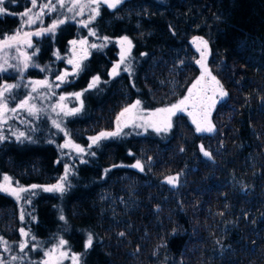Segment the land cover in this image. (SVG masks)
<instances>
[{
  "label": "trees",
  "instance_id": "16d2710c",
  "mask_svg": "<svg viewBox=\"0 0 264 264\" xmlns=\"http://www.w3.org/2000/svg\"><path fill=\"white\" fill-rule=\"evenodd\" d=\"M32 2L0 0V42ZM123 5L134 13L100 4L87 24L72 16L40 41V64L58 73L78 38L97 42L55 88L78 95L60 119L85 153L64 173V135L41 110L2 130L0 175L24 187L63 177L60 190L34 195L30 228L45 243L64 241L81 264H264V0ZM122 39L131 48L116 71ZM14 79L0 74V86ZM203 94L206 127L180 110ZM127 110L142 121L176 111L161 128L99 135ZM14 208L12 196L0 192V213Z\"/></svg>",
  "mask_w": 264,
  "mask_h": 264
},
{
  "label": "rangeland",
  "instance_id": "374dc122",
  "mask_svg": "<svg viewBox=\"0 0 264 264\" xmlns=\"http://www.w3.org/2000/svg\"><path fill=\"white\" fill-rule=\"evenodd\" d=\"M123 3L124 0H54V2L33 0L31 7L23 13L18 29L6 40L0 42V74L7 73L15 77L13 81H5L0 86V139H3L2 130L10 121L25 123L28 116H35L38 111L44 110L52 117L55 128L64 135L59 161L66 167L64 173L70 171L75 159L83 155L85 149L80 142L73 139L71 134L64 131L60 117L73 112L70 102L73 96L78 95H60L55 88L72 77L78 61L83 59L90 49L97 47V42L78 38L71 47L68 68L58 73L50 72V63L40 64L37 58L40 41L45 37L54 36L58 28L72 16H76V20L82 25L87 24L97 13L100 4L106 5L113 11L118 10L126 16L134 13L133 6H124ZM197 45L200 51L204 48L200 41H197ZM119 47L120 59L116 64V71L124 64L131 48V40L122 39ZM201 68L203 75H208L204 56H202ZM30 69L40 71L42 75L36 77L28 75ZM205 79L210 81L208 76ZM200 80L197 82V88L202 89L205 86L200 83ZM194 92L196 93V88ZM214 94L212 93L210 100L217 98ZM201 96L200 100L194 102L185 101L180 110L196 116L198 124L206 127L209 118L206 115V107L202 103L207 96L205 94ZM175 111H166L162 115L155 114L157 116L150 120L142 121L143 116L136 110H127L119 121H115L112 130L105 129L99 135L107 136L116 133L117 129L121 131L126 126L161 128L158 125L163 126L167 123ZM62 180L63 177H59L51 184L24 187L7 174L0 175V192L12 196L15 200L14 209H2L0 213L2 228L0 264H81L79 255L67 249L64 241L45 243L40 241L30 228L31 221L35 219L34 195L40 190H60L63 187ZM170 180L172 183L176 181L174 177ZM38 249L39 254L36 256L32 252Z\"/></svg>",
  "mask_w": 264,
  "mask_h": 264
}]
</instances>
